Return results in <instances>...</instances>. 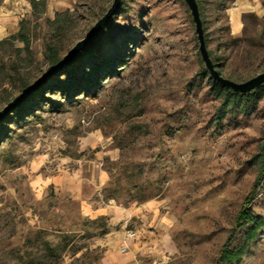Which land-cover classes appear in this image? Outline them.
<instances>
[{"label": "rangeland", "instance_id": "374dc122", "mask_svg": "<svg viewBox=\"0 0 264 264\" xmlns=\"http://www.w3.org/2000/svg\"><path fill=\"white\" fill-rule=\"evenodd\" d=\"M112 1L30 7L21 19L27 43L11 37L21 23L0 41V111L23 81L32 85L53 67L49 45L61 60ZM235 1L197 3L216 70L244 82L264 72V0L233 35ZM65 12L61 29L53 20ZM198 46L184 0H121L24 112L0 121V264H100L108 249L135 264H264V85L220 120L223 99ZM89 74L95 83L86 90ZM93 176H107L95 193L107 212L83 214L69 191H42L41 180ZM133 208L136 217L117 220L119 209ZM242 211L254 222L238 225ZM256 221L263 224L250 240ZM240 249L238 261L222 259Z\"/></svg>", "mask_w": 264, "mask_h": 264}, {"label": "crops", "instance_id": "0c3cea01", "mask_svg": "<svg viewBox=\"0 0 264 264\" xmlns=\"http://www.w3.org/2000/svg\"><path fill=\"white\" fill-rule=\"evenodd\" d=\"M235 3L237 7L234 8V12L231 14V32L233 35L241 33L243 25L242 15L244 13L257 12L261 8L259 0H236ZM29 14H31V8L28 0H4L0 5V41L11 34H15L21 19ZM107 181V176L41 180L44 183L43 192L50 186L62 191H69L75 199L80 201L81 212L90 216L109 211V205L106 203L100 204L95 197V193L99 195ZM87 189L90 191L88 192ZM137 211L136 208L119 209L116 212L117 220L127 221L136 217ZM102 243H107L106 239ZM119 252L127 254V252L122 253L121 249ZM100 264H135V258L134 256L126 255L124 259H118L116 254L111 249H108Z\"/></svg>", "mask_w": 264, "mask_h": 264}, {"label": "water", "instance_id": "95a60500", "mask_svg": "<svg viewBox=\"0 0 264 264\" xmlns=\"http://www.w3.org/2000/svg\"><path fill=\"white\" fill-rule=\"evenodd\" d=\"M120 1L121 0H113L110 5L111 7L104 13V16L97 20V22L84 35L85 37L78 41L70 50L68 55L61 58V60L54 64L52 68H50L45 74L38 78L32 85L24 87L19 95L8 102L0 111V121L4 120L7 115H9L15 108L19 106V104L26 102L32 96L31 94L38 90L47 81L48 77L62 70V68L65 67L66 64L69 63L76 56V54L81 51V49L90 41V39L94 37L97 31H99L104 26V24L107 22V19L110 18L118 9ZM184 2L187 4L191 17L195 23V32L197 33L199 42L198 47L200 58L202 62H204L205 69L209 73V76H211L212 80L235 94H250V92L257 90L259 87L264 85V72L257 74L256 76L244 82H234L219 74L210 58L208 48L206 47L205 33L203 31V22L200 16L199 4L197 3V0H184Z\"/></svg>", "mask_w": 264, "mask_h": 264}, {"label": "trees", "instance_id": "16d2710c", "mask_svg": "<svg viewBox=\"0 0 264 264\" xmlns=\"http://www.w3.org/2000/svg\"><path fill=\"white\" fill-rule=\"evenodd\" d=\"M3 1L4 0H0V5L2 4ZM28 2H29L30 7L32 8L33 11H35L39 7H45V5H46V0H28ZM67 16H68V12L57 14L55 19L53 20V22L55 24H57L59 26V28L62 29L64 27H66V25H67ZM202 22H203V20H202ZM20 23H21V29L17 32L16 35H13L11 37L15 40L20 39L22 42L27 43L28 38L24 34V28H22V27H24L23 25L25 23L23 20H21ZM205 40H206V37H205ZM3 42H0V47L3 45ZM48 50L50 51V53H49L50 63H51V65H54L59 61V53L56 49H54V47H52L50 45L48 46ZM214 66L216 67L215 63H214ZM27 83H28L27 81H23L21 83V87L24 88V87L28 86ZM94 83H95V79L93 78V76L91 74H89V76L85 80V89L86 90L89 89L91 87V85ZM58 86H60L59 88L62 91V90H66V89L69 90L71 88L72 84L70 82H67V83H63L62 86L60 84ZM211 87H212V90H214L215 95L219 96L220 98L223 99V104H222L223 106H222V108L219 109V115L221 114V116H219L220 120H222L223 112L226 108L233 107L236 104V101L238 99L245 98V97L249 96V94L232 93L230 90L224 88L223 86H220L219 84H217L214 81H212ZM53 88L54 87L51 86V87H49V90H52ZM43 90H44V87L39 88L38 90L33 92V95H40ZM22 108H23V104H19V106L17 108H15L11 113H13L15 111L13 116L19 117L24 112V110ZM10 117L11 116L7 115L5 117V119H9ZM4 120H2V123L5 122ZM1 126L2 125L0 124V128H1ZM259 156H260L261 161H262V165H259V171L261 172L263 170L262 168H264V144L261 146V152H260ZM236 220L238 221V225L242 221L254 222V220H252V218L250 217L249 213H247L245 211L240 212ZM262 224L263 223L261 221L255 222L254 227L248 232V238L250 240L254 239V237L256 235L255 233L262 227ZM46 249H47V254H48V255H46V257H50L55 252V249L51 248L50 244H46ZM242 253H243V249H240V251H226L222 256V259H224L225 261L227 260V262L238 261L240 259V256L242 255ZM38 264H40V263H38Z\"/></svg>", "mask_w": 264, "mask_h": 264}, {"label": "built area", "instance_id": "2783aa9c", "mask_svg": "<svg viewBox=\"0 0 264 264\" xmlns=\"http://www.w3.org/2000/svg\"><path fill=\"white\" fill-rule=\"evenodd\" d=\"M134 235H135V234H134V232H132V231H128V232L126 233V236L129 237V238H134ZM126 249H127L126 246H124V248L121 249V252H122V253L126 252Z\"/></svg>", "mask_w": 264, "mask_h": 264}]
</instances>
